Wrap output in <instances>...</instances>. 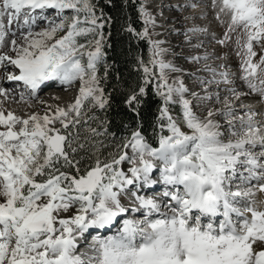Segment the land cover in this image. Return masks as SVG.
I'll use <instances>...</instances> for the list:
<instances>
[{
	"label": "snow or ice",
	"instance_id": "6c2138e0",
	"mask_svg": "<svg viewBox=\"0 0 264 264\" xmlns=\"http://www.w3.org/2000/svg\"><path fill=\"white\" fill-rule=\"evenodd\" d=\"M213 6L217 19L228 17L224 39L217 43L225 44L238 29L245 37L236 43L238 78L247 91L230 72L207 64L212 78L199 81L204 96L190 92L182 80L170 84L165 70L180 69L159 59L167 50L160 47L163 41L149 38L147 26L156 21L141 3L144 30L137 32L130 24L125 30L149 38L150 63L159 68L158 147L142 131L140 112L151 83L147 77L154 75L145 66L143 86L124 99L138 118L136 128L101 159L100 150L108 145L87 138L81 142L73 130L97 119L88 116L92 109L111 107V93H105L101 81H107L112 67L104 29L113 18L96 0H0V48L8 43L15 54H0V66L18 70L7 73L6 80L22 83L20 101L35 97L49 81L80 85L74 103L51 116L5 114L0 100V264H264V200L257 198L264 194V119L257 120L258 113L245 103L254 94L264 105V56L254 62V44L264 50V0H213ZM37 15L49 26L34 32ZM21 18L28 27L20 33L23 43L6 42ZM188 31L195 36L206 29ZM207 59L191 57L194 63ZM101 65L103 76L98 75ZM208 85L219 90L208 94ZM13 92L0 86V97ZM189 96L221 107L198 115ZM177 104L179 118L170 113ZM56 122L62 127H54ZM107 123L101 121L103 131L88 127L91 137L115 138ZM123 164L130 167L125 171ZM158 185L164 189L157 195L153 189ZM145 189L152 194L142 195ZM124 196L130 206L122 202ZM113 228L115 234L101 236ZM82 244L87 245L84 251Z\"/></svg>",
	"mask_w": 264,
	"mask_h": 264
},
{
	"label": "rangeland",
	"instance_id": "374dc122",
	"mask_svg": "<svg viewBox=\"0 0 264 264\" xmlns=\"http://www.w3.org/2000/svg\"><path fill=\"white\" fill-rule=\"evenodd\" d=\"M142 1L144 6L147 8L148 12L151 14L152 17L155 18L156 21L155 26L153 25L147 26L151 40L163 41L164 43L161 44L160 47L167 50L161 57H159V59H163L165 62L171 63L176 68L178 67L180 69L179 73L170 70H165L166 75L168 77V82L170 84L176 81L177 79L182 80L185 86L189 88L190 92H196L199 96H204L206 94L204 91V85H202L199 81L202 79L212 78V74L205 70V64H207L211 68H216L217 71L227 70L232 74V79L236 80V84L238 83L237 84L238 87L242 88L243 90H247L246 87L243 85V82L238 78L240 75L241 56L237 55V52L240 51V48L236 43L238 39H240L241 42H243V39L245 37L242 31L238 29L236 32L230 33L231 39L227 40L225 44L222 45L217 43L218 40L224 39V34L227 31L228 17L221 15L220 19H217L218 8L213 6V0H207L206 2L205 0H190V2L191 1L193 3L196 2V4H198L195 5L197 11H201V10L208 11V13H203L199 15L197 14L198 16H196L194 20L193 18L190 19V21L187 18H183V17L181 21H178L175 14V12H178L177 10L180 8L181 4L186 2L187 0H142ZM204 5L207 6L200 8V6H204ZM46 15H49L50 17L53 16L52 13H47ZM204 17L209 19L214 25L207 29L208 36H210V38H208L205 34H201V32L193 36L192 33H190L188 30L193 27L201 29V26L203 24V19L201 20V18ZM55 19L58 21L59 17H55ZM197 20H201V21L197 22ZM160 21H162L163 25L158 24V22ZM221 21L224 22L221 23ZM5 24H7V20H5ZM22 25H23V18H21L18 22L13 23L10 31V36L6 40V42H9L11 39H17V36H20L18 33L26 32L28 30L27 26L24 25L22 26ZM48 26H49L48 20L41 19L40 16L37 15L36 23L31 25V29L34 32H38ZM17 28L18 30H15ZM11 32H15L16 35L12 36ZM62 34L63 33H58L57 36ZM189 37H191L190 42H189ZM18 43L22 44L23 39L19 38ZM196 44H201L202 46L193 47V45ZM212 45L217 47L219 46L218 54L214 52L216 58L210 57L212 52L211 50L209 51L208 48L212 47ZM9 47L10 44L6 43V46L4 47L6 49L0 48V54L7 53V48ZM168 47H170L171 49ZM254 51H256L257 53V55L254 57V62L259 61L260 57L264 56V50L261 49V46L259 44H254ZM12 55L14 56L15 54L12 53ZM192 56H200V57L207 56L208 59L206 61L201 60L199 63H194L191 60ZM213 59H219L222 63L213 66L210 62ZM222 64L225 65L224 68L220 67ZM0 68H2V66H0ZM11 68L12 70L10 72H16L15 71L16 69H14L13 67ZM5 73L0 75V80L5 76ZM12 86L15 89H17L19 93L21 91H24L22 84H20V82L12 81ZM218 90L219 89L215 85H208L207 93L211 94ZM48 92H49V85L43 84L42 89H40V91H37L38 94L37 97L47 95ZM28 99H30V97ZM190 99L193 100V105L195 106L194 110L197 112L198 115L201 116L207 114V109L209 107L219 108L221 106L220 104H213V102L211 101H201L193 97H191ZM16 101H20L19 97L16 98ZM6 102H9V100L8 101L6 100ZM248 103L249 104L258 103L259 105H261L262 108H259V110H255L258 113L256 119L257 120L264 119V117H261L259 115V113L264 112V105L259 103V97L253 94L252 96H250ZM177 107L179 110L170 108V113L174 117L179 118L181 115L180 106L177 104ZM93 111L94 109L88 112V114L92 113ZM20 114L22 118H27L29 115H32L34 113L21 112ZM240 114H243V110H240ZM221 123H223V120H221ZM54 127L61 128L62 126L59 124V122H56ZM259 150H260L259 148L256 149V151ZM127 166L130 167V165L128 164L121 165V167L125 171L127 170ZM145 190H144L145 193L148 194L151 193L148 192L147 189ZM257 198L258 200H264V194L258 193ZM122 202L128 206L131 205V200L129 199L128 196H124ZM261 207H264V205H261ZM70 214L71 213H67L64 215H70ZM136 215H140V214L134 213V216ZM116 230L117 229L113 228V231ZM111 234L110 232H108L104 236H108ZM93 235L95 234L93 233ZM89 242L90 243L92 242L91 237H89L88 243Z\"/></svg>",
	"mask_w": 264,
	"mask_h": 264
},
{
	"label": "trees",
	"instance_id": "16d2710c",
	"mask_svg": "<svg viewBox=\"0 0 264 264\" xmlns=\"http://www.w3.org/2000/svg\"><path fill=\"white\" fill-rule=\"evenodd\" d=\"M99 8L113 18L111 26L105 27V35L108 44L111 47H106L107 63L111 65L108 69L107 81H101L105 93H111V107L107 111L94 109L88 116L93 114L97 117L96 120H88L86 125H77L73 130L79 131L81 142L91 140H102L108 147L101 148V159L108 157L109 152H115V144L120 142V138L128 136L131 129L136 128L137 117L130 112L124 104L125 97L133 90L143 86L146 79L144 67H148L154 74L147 77L151 80L148 84V96L145 98V103L141 108L140 118L143 123V134L154 147H158L157 134L159 128L156 127V117L159 114V109L162 106L160 97L155 94V84L158 82L159 76L158 67H153L150 61L153 58L152 44L149 38L140 39L133 33L127 32L125 29L130 24L137 32H142L145 28L143 19L139 14V7L142 0H128L125 6L124 0H112V4L106 3V0H96ZM111 33L108 35V33ZM143 61V65L141 64ZM98 75H104L103 65L100 66ZM170 108L177 109L176 105H171ZM107 119V127L110 133H115V138L112 136L91 137L88 132V127L97 128L103 131L101 121ZM127 124L129 127L125 128Z\"/></svg>",
	"mask_w": 264,
	"mask_h": 264
},
{
	"label": "bare ground",
	"instance_id": "6f19581e",
	"mask_svg": "<svg viewBox=\"0 0 264 264\" xmlns=\"http://www.w3.org/2000/svg\"><path fill=\"white\" fill-rule=\"evenodd\" d=\"M206 1L207 0H205V2ZM193 5H198V4H196V2L193 3L192 1L190 2V0H187L186 2L182 3L180 8L177 10L178 12H175L177 20L181 21L182 17H183V18H187L190 21V19H192V18L194 20V18L196 16H198L199 14L208 13L207 10L206 11L205 10L197 11L196 7H193ZM206 6L207 5L200 6V8H203ZM202 19H203V24L201 26V29H206V31H207V29L209 27L214 26L209 19H207L205 17L201 18V20ZM201 20H197V22L198 21L200 22ZM158 24L163 25L162 21L158 22ZM23 25H24V23H23ZM15 30H18V28ZM206 31H202L201 34H205L208 38H210V36H208V31L207 32ZM18 34L20 35V33H18ZM9 36H10V32H9V35L6 37V40L9 38ZM19 38H21V37L17 36V40H19ZM168 48H170V47H168ZM3 49H6V48L3 47ZM208 50L209 51L211 50V52H212L210 57L216 58V56L214 54L215 53L218 54L219 46L217 47V46L212 45V47H209ZM7 53L12 55V53L10 52V47L7 48ZM210 62L213 66L216 64L222 63L219 59H213ZM11 67L12 66H10V65L7 66V68L2 66V68H0V75L4 74L5 72L9 73L12 70ZM15 71L18 74V70L16 69ZM179 72L180 71H177L176 73H179ZM6 74L7 73H5V76L0 80V86H3L5 88H12V89H14V92H13L12 96H10L7 99L0 97V100L3 101L2 106L5 109V114H7L8 111H11L12 113H14L15 115L20 116V117H21V114H20L21 112H25V113H27V112L31 113L32 112V113L37 114L39 116H43L45 114H48L49 116H51L55 113V111L58 107L67 109L68 105L74 103L75 97L79 94V92H78V89L80 86L79 81H77L72 86L61 85L58 81H49V82L45 83V85H49V92L47 93V95L37 97L38 94H36L35 98L30 97V99H28L26 103L22 102V101H16V98L19 97V92L17 89H15L12 86V81L6 80ZM233 80L236 83V80L235 79H233ZM20 84H22V83L20 82ZM40 89H42V85H41ZM40 89L38 91H40ZM245 91H247V90H245ZM39 94H40V92H39ZM26 95H27V93H26ZM13 96L15 98H12ZM189 98H191V96H189ZM249 98H250V96L245 100V103L249 104L248 103ZM6 100L7 101L9 100V102H6ZM56 103H57V105H56ZM237 103H239V102H237ZM251 105H252V108L254 111L259 110V108H262V106L259 105L258 103L251 104ZM127 168H128V166H127ZM162 191H163V189H162V185H161L158 189H155L154 192L158 195V194L162 193ZM141 194L143 195V194H145V192L143 191ZM151 194L152 193H150L149 195H151ZM136 216H137L136 218H141L140 215H136ZM108 232H112V230L106 231V232L102 231L100 234H101V236H104ZM113 234H115V233H112V235ZM86 248H87V246L82 244L80 247V251H84Z\"/></svg>",
	"mask_w": 264,
	"mask_h": 264
}]
</instances>
